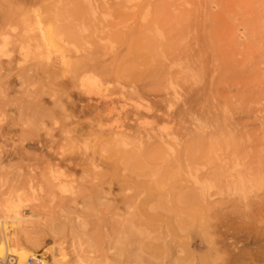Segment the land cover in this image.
Returning a JSON list of instances; mask_svg holds the SVG:
<instances>
[{
    "label": "rangeland",
    "instance_id": "rangeland-1",
    "mask_svg": "<svg viewBox=\"0 0 264 264\" xmlns=\"http://www.w3.org/2000/svg\"><path fill=\"white\" fill-rule=\"evenodd\" d=\"M4 226L48 264H264V0H0Z\"/></svg>",
    "mask_w": 264,
    "mask_h": 264
},
{
    "label": "bare ground",
    "instance_id": "bare-ground-1",
    "mask_svg": "<svg viewBox=\"0 0 264 264\" xmlns=\"http://www.w3.org/2000/svg\"><path fill=\"white\" fill-rule=\"evenodd\" d=\"M8 220H15V221H19V220H24L23 217L20 218H16V219H8ZM7 226V225H6ZM262 231V230H261ZM264 231V230H263ZM7 229L4 226L3 227V244L0 247V264H6L5 261L8 256L13 255L15 257H17L19 259L18 264H27V261L29 258H35V259H39L45 262V259L41 256V255H34L33 253H29V252H23V251H17L15 249H13L10 245V239L8 237V234L6 233ZM261 233V232H260ZM260 235V234H259ZM250 236V235H249ZM264 236V235H263ZM260 238V237H259ZM259 240V239H258ZM264 242V241H263ZM4 247V248H3ZM261 248V247H260ZM255 250V249H254ZM262 252V251H261ZM255 254V253H254ZM46 264H48L47 262H45Z\"/></svg>",
    "mask_w": 264,
    "mask_h": 264
},
{
    "label": "built area",
    "instance_id": "built-area-1",
    "mask_svg": "<svg viewBox=\"0 0 264 264\" xmlns=\"http://www.w3.org/2000/svg\"><path fill=\"white\" fill-rule=\"evenodd\" d=\"M8 264H18L17 260L15 257L9 256L7 261ZM27 264H46L44 261L35 259V258H29L27 261Z\"/></svg>",
    "mask_w": 264,
    "mask_h": 264
}]
</instances>
